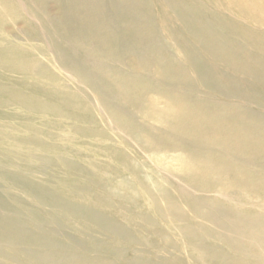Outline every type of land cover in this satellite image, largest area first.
<instances>
[{"label":"bare ground","instance_id":"bare-ground-1","mask_svg":"<svg viewBox=\"0 0 264 264\" xmlns=\"http://www.w3.org/2000/svg\"><path fill=\"white\" fill-rule=\"evenodd\" d=\"M157 1L170 4L174 16L179 19V29H173L174 25L165 20L167 43L170 49L173 48L169 56H180L199 85L216 92H220L221 87L228 88L235 95L264 104V0ZM8 2L0 0V16L9 10ZM162 17L160 20L164 22ZM7 24L1 26L6 32L17 29L14 22ZM16 35L6 34V39L0 41V92H3L0 98H5V103L19 102L20 108L28 111L49 113L58 119L62 117L60 119L64 121H73L74 125L84 123L83 127L73 128V132L78 131L84 140H92L95 134L101 133L93 118L97 111L106 126L118 132L119 143H111L112 156L129 176L126 179L113 178V186L107 184L96 188L93 185L97 198L92 202L96 207L101 204L102 211L62 202L53 198L47 188L28 184L26 191L33 193L30 198L35 202L31 203L38 213L25 209L9 216L5 214L8 210H4L0 215V264H264V186L259 191L255 188L250 191L235 189L234 180L226 179L227 173H232L229 169H235L234 155L228 156L196 142L172 137V140L168 138L169 143L165 139L162 142L157 138L159 125L138 126L122 115L116 118L112 111L109 114L104 110V113L103 106H100L102 102L99 104V100L91 99L90 93H86L88 89L85 92L76 84H66V81L60 91L44 94L51 104L36 103L18 87L7 91L2 86L1 77L5 75H17L16 79L27 80L39 79V76L51 79L50 69L41 65L36 54L30 53L33 48L60 70L68 71L66 65L70 67L62 51L56 53L45 44L47 37L42 38V45L25 46L28 39ZM218 73L234 77L235 84L218 83L212 77ZM66 77L73 80L70 74ZM251 81L257 82L256 85L249 86ZM155 99L157 97L152 101L156 105L159 101L157 103ZM176 102L180 105L182 101ZM164 107L158 109L154 119L163 117V112L165 115V110L171 109H167L169 105ZM163 108L165 110L161 111ZM158 120L162 122V119ZM160 133L166 134V131L160 130ZM121 144L134 149L135 155L130 156L124 148H119ZM175 146L181 149L177 150ZM151 157L158 162L154 163L156 168L149 174L144 172L151 169L145 160L153 162ZM86 200L89 202L85 198V203ZM43 209L65 218L68 227L44 219L40 215Z\"/></svg>","mask_w":264,"mask_h":264},{"label":"rangeland","instance_id":"rangeland-1","mask_svg":"<svg viewBox=\"0 0 264 264\" xmlns=\"http://www.w3.org/2000/svg\"><path fill=\"white\" fill-rule=\"evenodd\" d=\"M8 1H10L7 5L9 10L0 16V41L6 34L13 36L17 34L18 38L28 39L29 42L25 46H38L43 44L42 38L47 37L45 44L56 53L62 51L69 60L70 67L66 65L68 71H62L55 67L53 62H48L47 59L38 55L39 52L34 48L27 47L31 49L32 55H37L42 66L50 69L51 79L45 80L44 77L39 76V79L27 80L26 78L16 79L17 75H5L1 77L4 89L18 87L22 94L34 99L38 104L45 105L51 102L44 94L52 90L60 91L65 84L64 81L68 85L76 84V87L85 92L88 89L86 92L90 93L88 96L93 100H99V104L102 102L100 106H103H101L103 111L107 113L112 111L113 116L117 115L116 118L122 115L138 126L159 125L157 138L159 137L158 140L162 142L165 139L169 143L168 138L172 137L182 141L196 142L228 156L234 155L235 169H229L232 173H227L226 179L234 180L235 189L244 188L250 191L255 188L259 191L260 187L264 186L262 181L264 104L250 101L243 95H235L228 88L221 87V91L216 92L199 85L197 78L190 74V70L180 56H169L173 48L170 49L167 43L168 37L164 32L165 22L168 21L174 25L173 29H179L177 24L179 19L174 16L173 7L169 6L170 4L166 2L164 5L157 0V2L155 0L147 2L145 0ZM163 13L169 18L164 17ZM162 16L164 22L160 20ZM7 22H14L16 28H19L18 31L16 29L11 33H8V30L6 32L1 26L8 25ZM174 22L176 24H173ZM162 40L165 45L162 44ZM163 53L166 54L165 56L168 55L167 59ZM224 53L229 54L228 51ZM176 72L182 74H176ZM66 74L72 75L73 80L66 79ZM212 77H215L218 83L235 84L234 77L228 74L218 73ZM189 80L192 81L189 82ZM256 83L251 81L249 86H254ZM1 94L3 92H0ZM156 97L155 100L160 103L156 104L158 107L152 101ZM4 101L5 98H0V215L4 210H8L5 214L9 216H14L25 209L27 212H37L32 206L35 201L30 198L33 193L29 191L28 194L26 191L30 183L47 188L53 198L62 202L78 204L93 211H102L101 204L96 207V204L92 202L97 198L94 190L107 184L113 186L112 179L115 177L126 179L129 176L112 156L111 143H119L118 132L108 128L95 111L94 122L101 133L95 134L92 140H84L80 138L78 131L73 132L74 127H83L84 123L74 125L73 121L60 119L62 117L58 119L49 113L40 114L20 108L22 105H19V102L5 103ZM7 101L10 99L8 98ZM176 101H184V105L182 102L179 105ZM164 103L167 107L169 105V108ZM161 106L171 108L172 115L176 117L173 118L171 112H168L170 110L166 111L163 108L161 111L165 110L167 114L164 115L163 112V117L154 119ZM158 119H162V122ZM173 127L175 128L172 129ZM160 130L161 132L165 130L166 134L160 133ZM212 133L214 135H211ZM119 148H124L130 156L135 155L134 149L126 148L123 144ZM174 148L181 149L179 146ZM151 159L153 164L145 160L151 169L148 171L145 169L144 172L149 174L156 168L155 164L158 162L154 157ZM211 165H214V162ZM93 185L96 187L94 190ZM85 198L89 199V202L86 200L85 203ZM143 200L146 201V197ZM40 213L44 219L55 220L61 227H68L66 219L55 216V212L52 214L47 209H43ZM137 237L141 239V236L137 235Z\"/></svg>","mask_w":264,"mask_h":264}]
</instances>
